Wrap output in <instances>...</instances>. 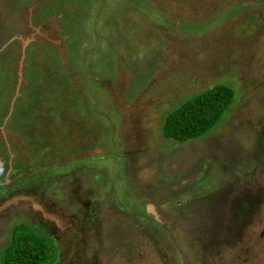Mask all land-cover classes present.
<instances>
[{
	"label": "rangeland",
	"instance_id": "obj_1",
	"mask_svg": "<svg viewBox=\"0 0 264 264\" xmlns=\"http://www.w3.org/2000/svg\"><path fill=\"white\" fill-rule=\"evenodd\" d=\"M216 84L221 119L164 138ZM5 109L0 203L78 215L72 264H264V0H0ZM20 208L0 215V264L16 225L45 234ZM48 234L60 264L74 238Z\"/></svg>",
	"mask_w": 264,
	"mask_h": 264
},
{
	"label": "trees",
	"instance_id": "obj_2",
	"mask_svg": "<svg viewBox=\"0 0 264 264\" xmlns=\"http://www.w3.org/2000/svg\"><path fill=\"white\" fill-rule=\"evenodd\" d=\"M233 96L231 88L216 84L186 99L165 116L162 136L176 143L201 137L221 119ZM54 257L53 242L23 223L12 229L1 254L2 264H50Z\"/></svg>",
	"mask_w": 264,
	"mask_h": 264
},
{
	"label": "flooded vegetation",
	"instance_id": "obj_3",
	"mask_svg": "<svg viewBox=\"0 0 264 264\" xmlns=\"http://www.w3.org/2000/svg\"><path fill=\"white\" fill-rule=\"evenodd\" d=\"M15 195H11L10 198H13ZM21 196V195H20ZM17 197V196H16ZM31 197V196H30ZM9 199L7 200H3L1 203H0V206H3L4 208L0 210V215L3 214V212L6 210V209H12V208H16V207H21L20 209L22 210H28L30 211L31 213H34V214H37L39 216L38 220L40 223H38L40 225L41 228H44L45 231L44 233L46 235L49 236L48 233H50V236H54V233H56V235L58 234V236L56 238H60V235L62 236L63 234H65L66 232H69L72 234V237L74 238L73 240L70 241L69 239V242H70V251L69 253L67 254L66 258L60 262V264H72V261H74V257L77 255L76 254V248H75V245H76V242L79 240L81 241V237H82V231H80V229H77L76 228V225H73L71 226L72 222L70 221H75L76 220V216L78 215H69V220L68 221H65V220H62L61 217H58L59 215H56L57 218H60L59 221L61 222V227H59L57 225L56 222L52 221V220H47V219H44L42 217V213L39 212V211H36L33 209V207L31 206V204L28 202V201H25V200H21L23 201V206L19 204L18 201H16L15 203H10L9 205L7 206H4L5 202H7ZM43 207V210L46 211L47 213L49 214H56L52 211H49L45 206L44 204L41 205ZM84 211H82V213L84 214V218L83 220L85 221L86 220V217L90 215V213L93 214V211H96L97 210V207H90V206H85V207H81ZM81 211V209H80ZM242 218L243 216H240V218L238 219V223L240 224L242 222ZM35 219V218H34ZM90 219V218H89ZM35 222L37 221V219L34 220ZM92 221V218L90 220H88L87 222H91ZM70 222V223H69ZM34 226V224H33ZM68 239V238H66ZM73 250V251H72ZM72 251V253H71ZM60 255V253H59ZM53 263V261H52Z\"/></svg>",
	"mask_w": 264,
	"mask_h": 264
},
{
	"label": "water",
	"instance_id": "obj_4",
	"mask_svg": "<svg viewBox=\"0 0 264 264\" xmlns=\"http://www.w3.org/2000/svg\"><path fill=\"white\" fill-rule=\"evenodd\" d=\"M18 200L28 201L31 204V206L33 207L34 210L39 211V212L42 213V217L44 219L52 220V221L56 222L59 227H61V222L59 221V219L55 215L49 214L46 211H44L43 210V207L41 205H39L38 203H36L33 200L32 197H27V196H17V197H13L11 200H8L7 202H5L4 206L9 205L10 203H15ZM3 208H4L3 206H0V210L3 209ZM72 251H71V253H72Z\"/></svg>",
	"mask_w": 264,
	"mask_h": 264
}]
</instances>
